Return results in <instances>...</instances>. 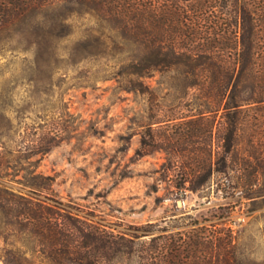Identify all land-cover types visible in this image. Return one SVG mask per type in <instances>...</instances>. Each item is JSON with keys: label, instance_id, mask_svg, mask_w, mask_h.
Listing matches in <instances>:
<instances>
[{"label": "trees", "instance_id": "1", "mask_svg": "<svg viewBox=\"0 0 264 264\" xmlns=\"http://www.w3.org/2000/svg\"><path fill=\"white\" fill-rule=\"evenodd\" d=\"M17 47L33 49L37 65L117 54L124 90L167 89L174 110L149 124L158 132L143 135L138 154L166 153L162 173L178 196L211 180L202 156L214 138L207 113L226 117L218 140L227 166L237 115L264 104V0H0V51ZM157 74L155 86L146 82ZM60 129L18 132L21 140L7 145L14 134L0 126L3 264H242L234 231L219 222L183 213L115 231L54 198V177L37 172L34 157L64 140Z\"/></svg>", "mask_w": 264, "mask_h": 264}, {"label": "rangeland", "instance_id": "2", "mask_svg": "<svg viewBox=\"0 0 264 264\" xmlns=\"http://www.w3.org/2000/svg\"><path fill=\"white\" fill-rule=\"evenodd\" d=\"M123 63V56L112 54L37 65L33 49L0 51V126L14 134L3 140L12 145L19 133L66 127L64 140L34 159L37 172L54 177V198L73 212L115 231L188 213L201 224L231 228L242 264H264V104L237 115L227 166L218 140L226 117L222 110L207 113L214 138L202 156L213 169L211 180L204 191L178 196L162 173L166 153L150 147L138 154L143 135L158 132V124H149L173 112L174 96L167 89L124 90ZM158 78L146 82L155 86ZM11 186L27 192L17 182Z\"/></svg>", "mask_w": 264, "mask_h": 264}, {"label": "water", "instance_id": "3", "mask_svg": "<svg viewBox=\"0 0 264 264\" xmlns=\"http://www.w3.org/2000/svg\"><path fill=\"white\" fill-rule=\"evenodd\" d=\"M178 204H179L180 206H182V205H183V202H182V201H179Z\"/></svg>", "mask_w": 264, "mask_h": 264}]
</instances>
